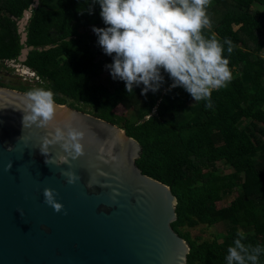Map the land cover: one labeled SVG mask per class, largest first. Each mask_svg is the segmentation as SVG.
Listing matches in <instances>:
<instances>
[{
  "label": "trees",
  "instance_id": "trees-1",
  "mask_svg": "<svg viewBox=\"0 0 264 264\" xmlns=\"http://www.w3.org/2000/svg\"><path fill=\"white\" fill-rule=\"evenodd\" d=\"M32 3L0 0V62L17 60L23 47L17 21ZM99 12L92 0H39L25 26V46L34 50L21 64L35 72L39 88L54 93L56 104H83L116 126L113 110L133 108L121 129L142 145L135 161L142 174L167 185L176 197L171 227L189 245L186 264H226L238 231L246 234V243L264 245V0H211V29L204 35H215L224 45L232 79L212 92L210 108L182 87L169 90L172 81L163 71L157 92L142 95L140 85L128 94L105 67L112 57L92 31L106 27ZM224 38L232 41L230 55ZM46 46L53 47L36 49ZM219 161L231 171L222 174ZM233 189L237 196L218 208L217 192L229 195ZM219 223L228 224L221 242L218 235L199 242L182 231ZM260 260L264 264V255Z\"/></svg>",
  "mask_w": 264,
  "mask_h": 264
},
{
  "label": "water",
  "instance_id": "water-1",
  "mask_svg": "<svg viewBox=\"0 0 264 264\" xmlns=\"http://www.w3.org/2000/svg\"><path fill=\"white\" fill-rule=\"evenodd\" d=\"M38 6L33 0L17 21L19 63L34 50L25 46V26ZM25 97L0 86V264H186L189 245L171 227L176 197L137 167L142 145L102 118L56 103L49 128L23 127ZM66 123L84 132V155L56 165L67 154L50 145L46 164L42 137ZM69 167L80 177L74 184L61 174ZM46 187L61 212L44 202Z\"/></svg>",
  "mask_w": 264,
  "mask_h": 264
},
{
  "label": "clouds",
  "instance_id": "clouds-1",
  "mask_svg": "<svg viewBox=\"0 0 264 264\" xmlns=\"http://www.w3.org/2000/svg\"><path fill=\"white\" fill-rule=\"evenodd\" d=\"M92 3L99 4V15L106 25L92 26L98 46L112 57L105 67L113 80L124 82L128 94L140 85L142 95L157 92L164 83L163 71L172 81L169 90L182 87L195 102L206 101L205 106L210 108L212 92L230 83L232 72L230 61L223 54L224 45L215 35H204L205 29H211L207 14L211 0H92ZM224 44L228 45L230 55L232 41L224 38ZM24 104L23 127L35 125L47 129L52 125L56 109L51 90H29ZM84 138V132L71 123L53 126L42 137L39 150L48 164L49 146L58 144L67 155H59L55 164H70L68 157L75 160L84 155ZM11 167L9 162L5 169ZM61 174L68 184L80 179L71 167ZM55 196V190L43 189L44 202L61 212L63 205ZM246 239L243 231L236 233L227 248L226 264H261L264 245L246 243Z\"/></svg>",
  "mask_w": 264,
  "mask_h": 264
},
{
  "label": "rangeland",
  "instance_id": "rangeland-1",
  "mask_svg": "<svg viewBox=\"0 0 264 264\" xmlns=\"http://www.w3.org/2000/svg\"><path fill=\"white\" fill-rule=\"evenodd\" d=\"M262 54L264 55V50L262 51ZM26 72L27 69H25L19 62H13L8 64H3L2 62H0V82L3 84L4 88L13 89L16 91L24 89L27 92L29 91V89L39 88L40 84H38L36 80L31 79L28 75H23L27 74ZM103 76L105 77L106 74H104ZM63 106L68 108L76 107L82 110V112L94 116L96 114V112L92 108L83 104L71 102L70 100H66V104ZM131 114H134L133 108L124 109L121 106H117L113 110L112 118L116 121L117 126L122 128L125 123L124 118L130 117ZM217 167L222 174H227L231 171V168L222 161L217 162ZM238 191L239 190L233 189V192L229 195L218 191L215 199L216 206L218 208L228 206L230 202L237 196V194L239 193ZM227 229L228 224L219 223L213 227L207 226L206 224H197L193 228H183L182 231L185 233H189L192 240L195 239L199 242H204V240H212L217 235L220 236L218 241L221 242L222 237L225 235Z\"/></svg>",
  "mask_w": 264,
  "mask_h": 264
},
{
  "label": "built area",
  "instance_id": "built-area-1",
  "mask_svg": "<svg viewBox=\"0 0 264 264\" xmlns=\"http://www.w3.org/2000/svg\"><path fill=\"white\" fill-rule=\"evenodd\" d=\"M13 62H18L17 60H10V61H8V60H5V61H3L2 63L3 64H8V63H13ZM21 64V63H20ZM23 66V65H22ZM25 69H27V74L26 75H28L31 79H33V80H36V82H39V78L36 76V74H35V72H33L31 69H29V68H27V67H25V66H23Z\"/></svg>",
  "mask_w": 264,
  "mask_h": 264
},
{
  "label": "bare ground",
  "instance_id": "bare-ground-1",
  "mask_svg": "<svg viewBox=\"0 0 264 264\" xmlns=\"http://www.w3.org/2000/svg\"><path fill=\"white\" fill-rule=\"evenodd\" d=\"M23 75H26V74H23Z\"/></svg>",
  "mask_w": 264,
  "mask_h": 264
}]
</instances>
